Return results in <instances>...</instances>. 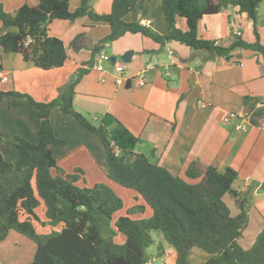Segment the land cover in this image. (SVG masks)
Masks as SVG:
<instances>
[{
  "label": "trees",
  "instance_id": "1",
  "mask_svg": "<svg viewBox=\"0 0 264 264\" xmlns=\"http://www.w3.org/2000/svg\"><path fill=\"white\" fill-rule=\"evenodd\" d=\"M262 1L162 0L165 33L125 19L139 0H113L107 13L98 12L93 0H81L73 10L70 0H38L36 5L24 3L13 12L5 11L0 2V48L19 52L43 69L60 67L68 59L67 47L60 37L49 34L50 22L87 16L94 23L109 24L110 31L101 43H111L131 32L153 39L161 48L178 41L219 57H230L236 48L251 49L264 56L257 24V8ZM229 5L252 19L254 41L235 35L226 46L200 36L199 21ZM178 17L186 20V30L178 27ZM92 66L93 59L85 62L78 68L77 77L49 101H38L16 90H0V100L9 95L26 97L40 117L37 142L16 136L14 144L20 153L17 160L7 161L0 152V175L13 169L25 171L22 183L12 190L0 180V241L11 230L32 239L36 243L32 264H155L147 249L156 241L152 231H157L162 236L157 246L160 255L165 253V243L172 246L177 252L175 264H192L190 253L194 247L208 254L203 264H264V227L249 248L239 243L250 221L249 196L233 186L238 177L234 168L220 171L194 160L186 175L196 181L189 182L135 151L140 138L113 114L105 113L94 122L75 109L76 85ZM259 102L256 96L243 97L254 125L264 119V105L256 107ZM54 108L71 114L101 139L107 155V176L136 191L151 208L149 217L124 213L116 218L115 226L124 236L123 242L103 233L123 208L122 198L106 183L81 187L76 183L78 175L64 174L58 166L51 145H63L65 140L55 134L51 121ZM261 188L264 190V182ZM225 194H230L239 208L236 215L224 201ZM40 206L43 217L37 211ZM48 227L49 231L42 230ZM145 256L149 258L147 263Z\"/></svg>",
  "mask_w": 264,
  "mask_h": 264
},
{
  "label": "crops",
  "instance_id": "2",
  "mask_svg": "<svg viewBox=\"0 0 264 264\" xmlns=\"http://www.w3.org/2000/svg\"><path fill=\"white\" fill-rule=\"evenodd\" d=\"M80 1L72 7L70 0V8L75 9ZM112 1L93 0L92 3L98 12L107 13L111 11ZM161 1L139 0L125 19L141 23L149 19L148 27L165 33L167 25ZM0 2L7 12H13L24 3L36 5L38 0ZM257 24L264 43V1L257 8ZM177 25L187 29L182 17H178ZM109 31L108 23H94L87 16L74 21L54 19L48 32L64 41L68 59L64 65L50 69L34 65L19 52H4L0 48V90L28 93L38 101L52 100L77 77L78 68L93 59L94 66L76 85L75 109L94 119L105 113L113 114L140 138L135 151L189 182L196 181L186 175L187 167L194 160L220 171L234 168L238 177L233 186L249 196L248 227L254 223L256 229L255 237L249 242L251 246L264 227V190L261 188L264 119L260 125L251 122L243 97L260 98L256 107L264 103V56L251 49L236 48L230 57H219L178 41H170L161 48L153 39L131 32L111 43H101ZM198 31L203 38L226 46L235 35L249 42L255 40L252 19L231 5L219 13L204 16ZM98 45L106 47L99 52L95 49ZM128 50H133L130 61H112L113 56ZM100 53L108 55L110 60L98 62ZM97 63L103 70L95 67ZM117 63L124 64L123 72L116 71ZM4 74L9 77L7 81L2 80ZM140 77L144 78L142 85L138 84ZM51 121L55 134L65 140L63 145H51L61 171L78 175L76 183L81 187L110 184L101 139L59 108L52 110ZM39 126L38 110L26 97L9 95L0 100L3 157L7 161L17 160L20 153L14 144L16 136L37 142ZM24 176L25 171L13 169L2 173L0 180L12 190L22 183ZM223 198L233 215L239 213L230 194ZM40 215L43 217V213ZM165 254L175 264L177 252L166 243ZM207 255L192 248L190 261L203 264Z\"/></svg>",
  "mask_w": 264,
  "mask_h": 264
},
{
  "label": "rangeland",
  "instance_id": "3",
  "mask_svg": "<svg viewBox=\"0 0 264 264\" xmlns=\"http://www.w3.org/2000/svg\"><path fill=\"white\" fill-rule=\"evenodd\" d=\"M77 1L79 0H71L72 7L76 5ZM4 9L5 11H8L6 8ZM90 119L97 122V119L92 117H90ZM52 172L55 173V169H53ZM108 185L122 198L124 206L114 215V218L110 220V225L104 229L103 233L104 236H112L116 241L123 242L124 236L117 231L115 226L116 218L124 213H129L133 217H149L151 215V208L146 205L143 198L133 189L125 188L114 181H111ZM37 211L40 214L43 213L41 207H39ZM40 228L41 227H39V229ZM42 230L49 231L50 228L48 227ZM255 233V225L254 223H251V225L245 229L241 244L245 247H250L249 242L255 237ZM152 234L156 241L147 249L151 260L155 264H173L170 262L169 255H166L165 253L160 255L159 253L157 246L160 239H162L161 234L157 231H152ZM194 249L206 253L198 247H194ZM35 251L36 243L32 239L16 230H11L7 238L0 241V264H32Z\"/></svg>",
  "mask_w": 264,
  "mask_h": 264
},
{
  "label": "built area",
  "instance_id": "4",
  "mask_svg": "<svg viewBox=\"0 0 264 264\" xmlns=\"http://www.w3.org/2000/svg\"><path fill=\"white\" fill-rule=\"evenodd\" d=\"M142 24L148 27V25L150 24V20H149V19L144 20V21L142 22ZM97 60H98V62H100V61H102V60H110V57H109L108 55H106L105 53H100V54L98 55V57H97ZM95 67L98 68L99 70H103V67H102L101 64H98V63H97V65H95ZM124 68H125V66H124L123 63H117V64L115 65V69H116V71H118V72H120V73L124 71ZM8 79H9L8 75L4 74V75L2 76V80L7 81ZM138 84H139V85L144 84V78H143V77H140V78L138 79ZM262 105H264V103H262Z\"/></svg>",
  "mask_w": 264,
  "mask_h": 264
},
{
  "label": "water",
  "instance_id": "5",
  "mask_svg": "<svg viewBox=\"0 0 264 264\" xmlns=\"http://www.w3.org/2000/svg\"><path fill=\"white\" fill-rule=\"evenodd\" d=\"M105 47H106L105 45H98V46H96L95 49L100 52ZM132 55H133V50H128L119 56H113L112 61L120 60L123 62H128L131 60ZM148 259H149L148 256H145L144 263H147Z\"/></svg>",
  "mask_w": 264,
  "mask_h": 264
}]
</instances>
